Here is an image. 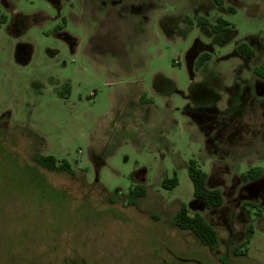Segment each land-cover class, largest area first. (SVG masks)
I'll list each match as a JSON object with an SVG mask.
<instances>
[{"label": "rangeland", "instance_id": "374dc122", "mask_svg": "<svg viewBox=\"0 0 264 264\" xmlns=\"http://www.w3.org/2000/svg\"><path fill=\"white\" fill-rule=\"evenodd\" d=\"M261 38L264 0H0V264H264ZM189 160L220 206L194 199ZM181 204L216 248L172 225Z\"/></svg>", "mask_w": 264, "mask_h": 264}, {"label": "trees", "instance_id": "16d2710c", "mask_svg": "<svg viewBox=\"0 0 264 264\" xmlns=\"http://www.w3.org/2000/svg\"><path fill=\"white\" fill-rule=\"evenodd\" d=\"M214 2L220 4L221 0H214ZM197 23L207 25L212 33L222 32L230 28L229 23L221 17H217L214 23H209L207 19L199 17L197 18ZM259 46L261 58L252 71L256 76L264 79V39H260ZM236 50L246 58H251L254 55L253 50L245 42L237 43ZM208 58L209 55L207 53H201L195 60L194 69L199 68ZM34 161L42 168L50 171L71 170L70 165L64 159L57 160L52 155L37 154L34 157ZM259 171L260 169L258 168H249L240 173L239 177L242 181L252 180L258 175ZM187 176L192 185V196L195 200L200 201L204 208L210 209L222 204L221 191L218 188H210L206 185V174L196 165L194 160L188 161ZM175 184L176 179L174 177L161 181V186L166 189L172 188ZM143 194L144 187L141 184L130 186L126 192V201L128 204H135L136 200ZM246 205L250 206V202H243L242 206L245 207ZM172 225L181 231L190 232L200 244L206 246L208 249L212 250L218 245V235L215 228L199 212H190L183 204L174 213ZM251 231V226L248 225L245 230V238L236 246V249L246 245ZM236 249L235 254H238V250L236 251Z\"/></svg>", "mask_w": 264, "mask_h": 264}]
</instances>
